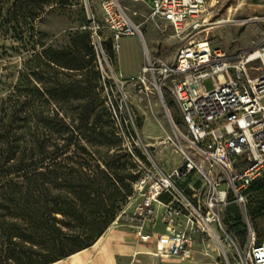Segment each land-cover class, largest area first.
Returning a JSON list of instances; mask_svg holds the SVG:
<instances>
[{
    "label": "built area",
    "instance_id": "built-area-1",
    "mask_svg": "<svg viewBox=\"0 0 264 264\" xmlns=\"http://www.w3.org/2000/svg\"><path fill=\"white\" fill-rule=\"evenodd\" d=\"M124 1L144 5L180 40L170 62L145 53L143 72L153 76L161 98L169 94L177 105L183 128L171 124L183 149L172 171L147 173L133 184L123 225L139 243L152 246L155 258L189 259L196 247L211 256L209 243L225 253L221 210L227 203L243 209L249 186L264 173V48L228 54L197 39L205 0H102L116 39L142 38L125 18ZM94 50L103 53L100 44ZM207 79L211 89L203 86ZM235 248V264H264V241L253 238L244 249Z\"/></svg>",
    "mask_w": 264,
    "mask_h": 264
},
{
    "label": "trees",
    "instance_id": "trees-1",
    "mask_svg": "<svg viewBox=\"0 0 264 264\" xmlns=\"http://www.w3.org/2000/svg\"><path fill=\"white\" fill-rule=\"evenodd\" d=\"M77 2L0 0V31L38 49L36 63L0 97V264H53L91 247L123 210L135 183L128 191L120 177L108 192V162L92 150L88 134L103 138L104 129L89 121V103L77 104L90 96V81L80 87L72 75L68 83L58 78V69H66L99 79L89 36L79 37L86 58L79 51L48 58L35 30L45 12ZM46 68L53 71L49 80ZM78 111L85 127L90 124L84 132Z\"/></svg>",
    "mask_w": 264,
    "mask_h": 264
},
{
    "label": "rangeland",
    "instance_id": "rangeland-1",
    "mask_svg": "<svg viewBox=\"0 0 264 264\" xmlns=\"http://www.w3.org/2000/svg\"><path fill=\"white\" fill-rule=\"evenodd\" d=\"M101 1L78 0L77 5L49 10L35 22V30L40 33L48 58H60L64 54L58 53L65 52L76 56V51L84 55L79 39L84 34L89 36L93 50L94 45H101L103 53L98 50L99 55H96L98 80H91L83 71L66 69H58V78L68 83L72 75L80 87H86L90 81V96L77 104L89 103V121H95L96 127H102L105 132L103 138H96L89 130L88 134L94 138L92 150L108 162V192L120 177L131 191L132 184L143 175L168 173L182 161L183 144L175 139L171 124L172 121L183 128L179 109L173 98L165 93L162 96L164 108L153 76L143 72L147 62L145 53L150 54L154 61L170 62L180 40L169 24L152 18L144 5L131 1L121 2L123 10L132 23L140 27L142 38L119 36L116 39V33L106 21ZM205 2V24L196 35L197 39H207L214 48L228 54L264 48V0ZM36 51L38 49L24 47L18 38L0 31V97L15 84L19 72L36 63ZM45 73L46 80L53 76L49 68ZM203 86L211 89L213 82L207 79ZM103 107L107 109L108 116L103 113ZM74 116L77 122H81L84 132L90 124L85 127L82 111L74 113ZM218 124L213 123L212 127ZM253 189L247 194L243 209L227 203L221 210L228 237L223 242L225 253L209 243L213 251L211 256L219 264H235V246L242 250L253 238L255 243L264 241V175ZM127 208L128 200L114 220L118 219L117 225H123L122 213L131 210V207Z\"/></svg>",
    "mask_w": 264,
    "mask_h": 264
},
{
    "label": "crops",
    "instance_id": "crops-1",
    "mask_svg": "<svg viewBox=\"0 0 264 264\" xmlns=\"http://www.w3.org/2000/svg\"><path fill=\"white\" fill-rule=\"evenodd\" d=\"M152 251V246L139 243L128 227L112 223L91 247L53 264H219L215 257L204 255L202 247H196L189 259L155 258Z\"/></svg>",
    "mask_w": 264,
    "mask_h": 264
},
{
    "label": "bare ground",
    "instance_id": "bare-ground-1",
    "mask_svg": "<svg viewBox=\"0 0 264 264\" xmlns=\"http://www.w3.org/2000/svg\"><path fill=\"white\" fill-rule=\"evenodd\" d=\"M125 18H126V20L128 21V23L129 24H131L132 23V21L130 20V18L127 16V15H125ZM222 22V21H221ZM132 24H134V23H132ZM219 24V23H218ZM136 26V25H135ZM138 27V29L140 30V27L139 26H137ZM224 253V252H223Z\"/></svg>",
    "mask_w": 264,
    "mask_h": 264
},
{
    "label": "water",
    "instance_id": "water-1",
    "mask_svg": "<svg viewBox=\"0 0 264 264\" xmlns=\"http://www.w3.org/2000/svg\"><path fill=\"white\" fill-rule=\"evenodd\" d=\"M161 98V97H160ZM161 102H162V104H163V106H164V108H166L165 107V103H164V101H163V99L161 98Z\"/></svg>",
    "mask_w": 264,
    "mask_h": 264
}]
</instances>
